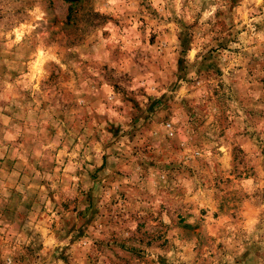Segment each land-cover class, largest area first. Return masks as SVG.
<instances>
[{
	"label": "rangeland",
	"instance_id": "1",
	"mask_svg": "<svg viewBox=\"0 0 264 264\" xmlns=\"http://www.w3.org/2000/svg\"><path fill=\"white\" fill-rule=\"evenodd\" d=\"M0 264H264V0H0Z\"/></svg>",
	"mask_w": 264,
	"mask_h": 264
}]
</instances>
